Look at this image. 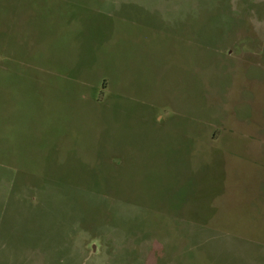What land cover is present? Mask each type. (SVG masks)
I'll use <instances>...</instances> for the list:
<instances>
[{"label": "rangeland", "instance_id": "374dc122", "mask_svg": "<svg viewBox=\"0 0 264 264\" xmlns=\"http://www.w3.org/2000/svg\"><path fill=\"white\" fill-rule=\"evenodd\" d=\"M0 264H264V0H0Z\"/></svg>", "mask_w": 264, "mask_h": 264}]
</instances>
